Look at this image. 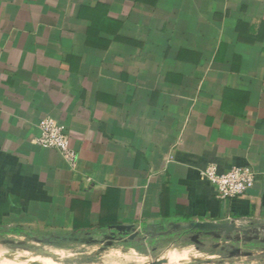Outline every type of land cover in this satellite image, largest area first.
Masks as SVG:
<instances>
[{"label": "crops", "instance_id": "obj_1", "mask_svg": "<svg viewBox=\"0 0 264 264\" xmlns=\"http://www.w3.org/2000/svg\"><path fill=\"white\" fill-rule=\"evenodd\" d=\"M45 116L77 167L35 143ZM211 165L251 166L255 185L221 199ZM1 225L44 243L158 246L176 230L190 253L263 250L264 0H0Z\"/></svg>", "mask_w": 264, "mask_h": 264}, {"label": "rangeland", "instance_id": "obj_2", "mask_svg": "<svg viewBox=\"0 0 264 264\" xmlns=\"http://www.w3.org/2000/svg\"><path fill=\"white\" fill-rule=\"evenodd\" d=\"M17 228L0 226V264H264V249H252L248 255L223 256L215 253L212 244H205L206 252L190 253L185 242L191 236L184 237L176 230L170 240L145 246L143 240L128 242L124 236L76 245L64 241L44 243L16 233ZM163 258L169 261L158 262Z\"/></svg>", "mask_w": 264, "mask_h": 264}, {"label": "built area", "instance_id": "obj_3", "mask_svg": "<svg viewBox=\"0 0 264 264\" xmlns=\"http://www.w3.org/2000/svg\"><path fill=\"white\" fill-rule=\"evenodd\" d=\"M39 135L35 143L44 148L59 150L72 168L78 165V153L71 144V139L65 127L52 116H45L39 121ZM203 176L217 189L221 199L236 198L245 195L256 182V172L248 165L234 166L228 171L219 172L211 165L205 169Z\"/></svg>", "mask_w": 264, "mask_h": 264}, {"label": "water", "instance_id": "obj_4", "mask_svg": "<svg viewBox=\"0 0 264 264\" xmlns=\"http://www.w3.org/2000/svg\"><path fill=\"white\" fill-rule=\"evenodd\" d=\"M196 226L204 228V229H210L212 227H215V225H213L210 222H199L196 224ZM114 228L124 233L132 231L133 233L129 236L130 239H134L138 235V231H136L133 225H116L114 226ZM152 228H155V226H152ZM247 254H251V253H247Z\"/></svg>", "mask_w": 264, "mask_h": 264}, {"label": "bare ground", "instance_id": "obj_5", "mask_svg": "<svg viewBox=\"0 0 264 264\" xmlns=\"http://www.w3.org/2000/svg\"><path fill=\"white\" fill-rule=\"evenodd\" d=\"M13 254V253H12ZM8 254H6V256H7ZM7 257H10L11 259L13 258V257H11L10 255L9 256H7ZM20 259V258H19ZM8 261H10L9 259H8ZM15 264V263H14ZM18 264V263H17Z\"/></svg>", "mask_w": 264, "mask_h": 264}, {"label": "trees", "instance_id": "obj_6", "mask_svg": "<svg viewBox=\"0 0 264 264\" xmlns=\"http://www.w3.org/2000/svg\"><path fill=\"white\" fill-rule=\"evenodd\" d=\"M100 226H105V223H101V225Z\"/></svg>", "mask_w": 264, "mask_h": 264}]
</instances>
